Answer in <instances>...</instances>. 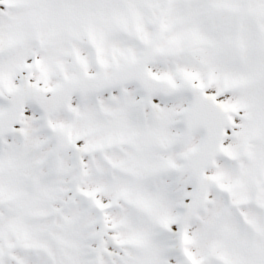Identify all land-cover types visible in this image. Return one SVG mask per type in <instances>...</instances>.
I'll list each match as a JSON object with an SVG mask.
<instances>
[{"label": "snow or ice", "instance_id": "1", "mask_svg": "<svg viewBox=\"0 0 264 264\" xmlns=\"http://www.w3.org/2000/svg\"><path fill=\"white\" fill-rule=\"evenodd\" d=\"M0 264H264V0H0Z\"/></svg>", "mask_w": 264, "mask_h": 264}]
</instances>
